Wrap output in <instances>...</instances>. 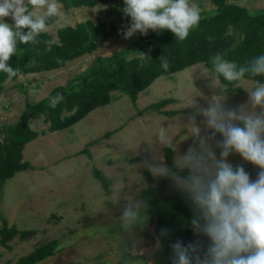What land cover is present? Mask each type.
Segmentation results:
<instances>
[{"label": "rangeland", "instance_id": "374dc122", "mask_svg": "<svg viewBox=\"0 0 264 264\" xmlns=\"http://www.w3.org/2000/svg\"><path fill=\"white\" fill-rule=\"evenodd\" d=\"M189 2L198 7L200 14L215 9L208 0ZM235 3L249 11L264 9V0ZM122 7L123 0H108L92 8L64 10L61 6V14L47 26L48 34L55 36L58 28L73 27L87 20L94 24L103 21L106 30L112 28L113 32L101 48L60 69L6 79L0 92V131L16 125L28 104L55 98L56 89L76 85L78 76L98 58L111 57L155 33L149 30L146 35L136 33L124 39L122 33L129 18L122 13ZM43 11L37 9L36 13L42 15ZM6 22L12 23L10 18ZM135 55L132 51L127 59ZM253 86L251 81H238L235 85L238 90L226 96V106L245 104L246 90ZM218 88L222 91L225 87L215 74L199 64L157 78L137 94L133 103L120 92H112L108 105L92 110L62 130L49 131L45 114L32 117L29 127L37 136L21 150V161L29 167L5 181L0 198V215L5 218L7 228L30 234L24 239L17 235L7 243L8 248L0 246V264H15L51 240L57 242L54 255L38 264H167L162 249L149 258L138 257L154 245L144 232L152 224L145 222L130 235L121 231L119 213L127 204L144 202L142 191L149 186L157 188L161 182L162 178L148 173L145 161L163 158L167 166L169 140H178L177 152L181 155L194 145L191 137L179 140L185 131L184 114L192 111L187 107L193 102L206 106L208 97ZM162 100L172 102L158 110L149 109ZM71 113L64 111L62 116ZM201 120L202 117H197V123ZM161 129L166 130L165 137L160 136ZM169 153L172 163L175 153L170 150ZM228 160L233 165L248 164L238 155H230ZM97 173L107 182L106 188ZM164 190L185 194L171 179L164 183Z\"/></svg>", "mask_w": 264, "mask_h": 264}, {"label": "clouds", "instance_id": "9594fccd", "mask_svg": "<svg viewBox=\"0 0 264 264\" xmlns=\"http://www.w3.org/2000/svg\"><path fill=\"white\" fill-rule=\"evenodd\" d=\"M41 8L43 14L38 15L36 10ZM60 9L58 0H0V73L8 79L17 76L19 69L9 64L17 45L36 44V38L47 31L46 20L58 17ZM121 11L129 18L124 39L149 30H168L184 40L201 18L189 0H123ZM209 61L217 78L226 82L246 75L258 79H252L254 86L246 90L248 100L238 107L226 106L228 93L219 88L206 106L193 102L187 107L192 111L184 114L185 131L179 140L191 137L194 145L181 155L178 140L167 142L168 150L175 153L173 167L166 166L163 158L145 161L152 177L171 179L186 194L193 209L189 221L193 234L206 238V243L175 241L170 246L171 264H264V53L242 65L221 53ZM161 66L166 69L167 61ZM60 99L59 95L53 98L51 106ZM197 117H202L200 123ZM160 136H166L165 129ZM230 155L258 169L255 178L243 165L230 163ZM185 171L186 175L179 174ZM147 219V204L139 200L123 207L118 222L122 232L133 235Z\"/></svg>", "mask_w": 264, "mask_h": 264}, {"label": "trees", "instance_id": "16d2710c", "mask_svg": "<svg viewBox=\"0 0 264 264\" xmlns=\"http://www.w3.org/2000/svg\"><path fill=\"white\" fill-rule=\"evenodd\" d=\"M208 1L215 7L214 11L201 13L198 25L189 31L184 40L176 39L168 30L155 32L152 36L138 41L133 47L116 52L108 58H98L86 72L78 76L79 82L76 85L67 89H56L54 95H59L61 99L55 107L50 104L53 96L33 105L28 104L16 125L0 131L3 135L0 137V198L5 181L29 167L28 163L21 161V150L24 144L37 136L29 127L32 117L45 114V119L50 123L49 131L62 130L79 122L92 110L108 105L112 92H120L133 103L137 94L148 88L157 78L168 77L199 64L215 74L209 58L216 53H221L237 65L245 64L254 56L264 53V9L249 11L238 6L235 3L237 0ZM107 2L108 0H58L64 10L92 8ZM55 20L56 17L48 18L47 26ZM112 32V28L106 30L103 21L94 24L90 20L77 23L73 27H60L55 36L43 32L36 38V44L17 45L18 50L9 60V64L14 69H19L17 76L57 70L74 59L101 48ZM132 51L136 55L127 59ZM162 61H167L166 69L161 66ZM6 79V75L0 73V92ZM244 79L252 82V79L258 78H249L246 75ZM218 80L225 87L223 92L230 94L238 90L235 87L238 81L226 82L223 78ZM170 102L172 101L162 100L149 106V109L158 110ZM64 111L72 113L62 116ZM138 113L141 114L140 111ZM166 150V163L171 168V154L168 148ZM243 167L250 178L254 179L258 169L251 164ZM96 175L106 188L107 182L99 173ZM167 180L162 178L157 188L149 186L143 190L142 198L147 204L146 223L156 226L155 234L160 240L159 249L163 250L167 264H171L170 246L175 241L180 240L187 244L199 240L206 243V238L193 234L189 224L193 216L190 201L186 194L165 192L164 183ZM148 181L152 182L151 178ZM0 221L2 247L8 248L7 243L17 235L24 239L30 234L14 227L7 228L2 215ZM144 232L154 242L148 230ZM56 247L57 242L51 240L34 248L15 264H38L53 256ZM138 257L143 258L144 255Z\"/></svg>", "mask_w": 264, "mask_h": 264}, {"label": "water", "instance_id": "95a60500", "mask_svg": "<svg viewBox=\"0 0 264 264\" xmlns=\"http://www.w3.org/2000/svg\"><path fill=\"white\" fill-rule=\"evenodd\" d=\"M155 228H156V226L154 224L148 227V232H149L150 236L154 239V245L151 249L144 252L143 255L145 258H149L151 255L155 254L157 252V250L159 249V247L158 248L156 247L158 237L155 234ZM159 246H160V240H159Z\"/></svg>", "mask_w": 264, "mask_h": 264}]
</instances>
